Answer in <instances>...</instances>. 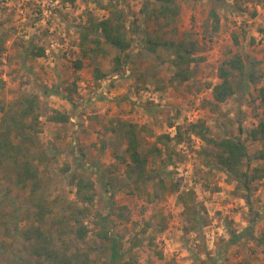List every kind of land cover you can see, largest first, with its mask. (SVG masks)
<instances>
[{"label":"rangeland","instance_id":"1","mask_svg":"<svg viewBox=\"0 0 264 264\" xmlns=\"http://www.w3.org/2000/svg\"><path fill=\"white\" fill-rule=\"evenodd\" d=\"M146 1L125 0L121 4L138 13L140 29L133 32L134 17L130 15L132 46L122 70L130 72L120 78L125 80L120 87L130 95L142 88L163 94L162 103L137 104L145 112L143 116L151 119L147 131L140 134L142 143L152 146L160 135L171 137L170 149L163 148L162 156H154L148 165L149 172L159 173L168 186L159 199L154 198L155 189L139 191L127 177V162L115 156L119 144L107 146L117 142L106 140L108 122L79 136L80 129L75 130L71 123L60 127L46 118L63 100L54 94L64 97L73 88L74 62L82 56L77 46L80 27L91 18H106L108 0L102 4L88 0H0V32L6 37L0 70L8 77L0 86V118L7 112L5 118L18 121L15 124L20 133L37 134L39 145L51 149V155L38 156L42 159L39 169L19 186L9 185L2 178L6 170L0 171L1 214L14 215L16 221L13 238L0 234V264H83L87 254L99 256L98 264H108L110 243L98 239L95 232L77 239L75 222L66 218L72 208L83 207L76 195L75 175L95 183V202L85 224L94 228L97 214L112 215L110 234L118 242L121 264H264V176L252 184L251 193L236 189L232 175L205 165V160H215L205 150L214 149L189 131L191 124L203 121L216 138L241 135L251 155L247 164L264 168V159L258 158L264 151V139L250 137L251 130L264 120V102L259 97L264 87V0H176L181 13L170 20L150 19L147 12L153 4L146 7ZM213 8L220 16L218 30L210 14ZM174 30L179 40L195 44L198 58H205L191 66L192 76L185 83L172 80L176 68L164 49L158 51L164 62L158 63L145 48L149 38L169 40ZM32 47H44L45 59L38 62L25 53ZM106 48V56L95 65L84 60L76 96L83 83L96 80L95 66L107 75L113 73L118 51L108 44ZM230 51L244 57L254 81L248 79L245 91L237 90L232 98L217 104L212 87L220 82L218 71ZM116 82L105 91L113 89ZM33 94L40 98L41 117L36 127L43 131L40 135L13 104L21 96ZM118 96L121 103L123 97ZM178 134L183 138L180 142ZM24 136L25 143L28 134ZM175 187L178 190L174 191ZM190 190L195 191L196 208L208 219L201 235L189 231L177 202L179 194ZM7 216L3 217L6 221ZM252 224L253 236L247 232ZM34 229L43 232L42 238L25 235ZM238 234L241 237L232 241Z\"/></svg>","mask_w":264,"mask_h":264},{"label":"trees","instance_id":"2","mask_svg":"<svg viewBox=\"0 0 264 264\" xmlns=\"http://www.w3.org/2000/svg\"><path fill=\"white\" fill-rule=\"evenodd\" d=\"M68 3H75L76 0H64ZM97 4H102L105 0H88ZM125 0H108L106 6L109 10V15L97 20L91 18L88 24L80 27V36L77 41V46L81 49V58L74 62V83L73 88L68 90L66 99L73 100V96L78 91V82L80 80L81 70L85 66L84 60H88L91 65H95L101 57L106 56V45H110L118 51L113 58V73H120L125 68L126 61L128 59V51L132 46V40L129 37V16L134 17V29L133 32H139L140 25L138 24L139 16L135 11H128L127 6L122 2ZM149 4H153V8L147 12V16L157 18L158 20L163 18L170 20L176 18L181 13V7L176 3V0H147L145 6L149 7ZM142 13L144 10H141ZM211 17L214 21V26L218 30L220 27V16L218 11L213 8L210 11ZM238 43V39L235 40ZM148 50L154 57L156 62L163 63L159 55V49H164L169 56H171V62L176 68V72L172 78L174 81L185 83L190 80L192 76L191 66L194 63L203 61L205 58H198L195 50L196 46L193 42L187 40H179L177 30L173 31L171 39H161L159 37L149 38L146 45ZM6 50V37L0 32V65L2 64V56ZM25 53H28L32 58L44 57L46 55V49L44 47H32L27 48ZM96 80H100L107 76L103 73L98 66L94 69ZM247 71V63L244 57L239 52L230 51L229 57L220 66L218 76L220 82L212 87V97L217 104H221L232 98L237 90H244L247 88L248 79H253L252 74ZM254 81V79H253ZM4 84L2 78V71L0 70V86ZM160 90L161 87H158ZM259 97L264 102V87L259 90ZM59 95V94H58ZM19 116L22 119H30V127L36 132H40L36 128L40 123V98L38 95H24L18 98ZM146 107L145 109H147ZM50 119L55 122H69V115L67 113L56 112ZM122 134V147L117 151L116 158L127 162L128 171L127 177L134 183L137 190L155 189V197L159 199L163 196L165 191L168 190V186L165 180L159 173L152 175L149 172L148 165L151 158L154 156H162L163 148L170 149L171 137L168 134L160 135L156 138L155 144L148 146L142 143L140 134L147 131V126H141L137 123H132L124 120L118 122L117 128H113ZM189 131L200 138L208 148L205 153L209 156H213L215 160H205L204 163L207 166L215 167L228 172L236 181V189H244L248 192H252V184L264 176L263 167L251 168L247 163L251 159L247 144L242 139L241 135L234 137H221L216 138L211 135L210 129L205 122H198L191 124ZM37 135V134H36ZM250 137L253 140L264 139V120H261L259 125L252 129ZM177 140L180 142L183 140L181 134H178ZM260 159H264V151L259 152ZM69 166L66 167V170ZM30 174V173H29ZM74 183L77 187L76 195L78 201L83 207H74L69 210L68 220L74 221L76 224L75 235L77 239H85L90 232H95V236L104 241L110 243V261L108 264H121V254L119 252L118 242L110 234L112 225V215L97 214V219L94 222L96 226L89 228L85 224V219L91 215V207L95 202V183L83 176L75 175ZM159 187L156 189V187ZM178 190L177 187L174 188ZM195 191L190 190L187 193H181L178 195V206L182 209L183 214L186 216V220L189 223V231H196L201 235L204 227L208 225V219H205L200 210L196 208L194 204ZM1 204V203H0ZM4 220L0 217V234L4 237L13 238L15 236L16 221L14 223L13 215ZM12 221V222H11ZM254 221V220H253ZM250 228V229H249ZM247 228V232L253 236V224ZM147 229L144 230L146 232ZM252 230V231H251ZM32 234H25L28 238H42L43 232L38 229H34ZM241 237L240 234L234 235L232 241H236ZM255 238V237H254ZM136 243V242H134ZM100 260L99 256L87 254L83 260V264H98Z\"/></svg>","mask_w":264,"mask_h":264},{"label":"crops","instance_id":"3","mask_svg":"<svg viewBox=\"0 0 264 264\" xmlns=\"http://www.w3.org/2000/svg\"><path fill=\"white\" fill-rule=\"evenodd\" d=\"M36 59L38 60V62H40L41 60L45 59V57H38ZM58 71L60 73L61 69ZM129 72L130 71L128 70L127 75H129ZM112 74L115 73H111L110 75ZM2 78L3 80L5 79V82L7 81L8 78L6 73H3V71H2ZM93 80H87L88 84L85 83L86 86L83 83L81 88L79 89L78 95L76 96L74 94L72 101H68V99H66L65 96L63 97L61 95L60 97L54 94L58 98H63V100L59 101V105L53 106L54 108L47 114L46 118H48L50 123L53 125H57L60 127L63 126L67 127L68 125L72 124L70 120L67 123L55 122L52 121L50 117L56 112L67 113L69 115V119L76 116L79 122V129H80L79 136H81L82 131L86 132V131L96 130L98 126L102 128V124L108 122L110 133L106 134L107 135L106 140L112 139L117 142L108 143L107 146H109L110 148H114V144L117 143L119 144V147L117 148L115 153L116 156L117 151L120 150L122 147L121 144L122 134L119 133L118 130L114 131L113 129V128H117L118 122L120 120H124L144 126L147 124L151 125V121H150L151 119L143 116L145 112H142L143 110L141 109V107L137 105L136 102L132 101L131 99L132 95H130L129 92L127 93V90H125L123 87H120L121 86L120 84L125 82L124 78L117 80L116 86L113 89L109 88L110 91L108 92L105 91L106 90L105 87V89L102 90V92L99 95H97L95 99L89 101L86 104V106H84L83 109L78 108L82 100L88 95L89 92L92 91L93 85L97 84L98 80L97 81L95 79ZM110 93L112 94L110 95ZM118 95H121L123 97L121 98V103H118L117 101V99L120 97ZM113 99L115 101H111ZM122 99L124 101H122ZM13 104L18 105V100H15ZM13 104L11 105L13 106ZM6 114L7 112L6 113L4 112V115L1 116L0 118V123H1L0 124L1 127L0 128V161H1L0 165L2 164L5 165L3 168H0V171L2 172L3 169L6 170V174L2 178L6 179L9 185L15 187V186H19V184H21L24 178H26L27 181L29 180V176H30L29 173L31 174L34 170H38L39 165L42 164L41 162L42 159H40L38 156L42 154L51 155V153H48L51 149L42 148L39 145V137L37 138L35 133L33 132H27L26 134L20 133L18 129V124H15L18 121L15 122L13 120L15 124L14 127L13 121L10 120L8 121L7 120L8 118L7 119L5 118L7 117ZM81 122H82V126H80ZM41 132L43 133V131L40 129L39 135L42 134ZM27 134H28V139L24 143L23 138L25 137L24 135ZM110 144L112 145V147L110 146ZM57 147H59V145H57ZM104 147H106V143L103 146V148ZM16 207L18 206H15V208ZM1 212L2 211L0 210V217L3 218L4 216H7L1 214Z\"/></svg>","mask_w":264,"mask_h":264},{"label":"built area","instance_id":"4","mask_svg":"<svg viewBox=\"0 0 264 264\" xmlns=\"http://www.w3.org/2000/svg\"><path fill=\"white\" fill-rule=\"evenodd\" d=\"M128 74V68H126L124 71L120 73H115L112 75H107L104 78L97 81V84L93 85V89L91 92L88 93V95L82 100L81 104L78 106V108L83 109L86 104L95 99L97 95H99L102 90L105 89V87L111 85L114 81L120 80L123 76H127ZM86 86V85H85ZM134 102L139 104L141 101H151L156 103H162L164 101L163 94H161L159 91L152 90L150 88H142L138 90V92H134L132 94L131 98ZM70 122L74 126L75 130H79V122L77 120V117L74 116L70 118Z\"/></svg>","mask_w":264,"mask_h":264}]
</instances>
